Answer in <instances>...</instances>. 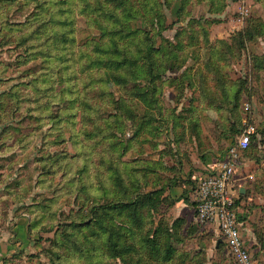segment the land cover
<instances>
[{"label": "rangeland", "instance_id": "obj_1", "mask_svg": "<svg viewBox=\"0 0 264 264\" xmlns=\"http://www.w3.org/2000/svg\"><path fill=\"white\" fill-rule=\"evenodd\" d=\"M259 11L253 0H0L5 264H235L216 229L196 231L193 206L175 201H193L192 179L247 126L239 217L264 264V38L229 40ZM177 216L191 228L166 262Z\"/></svg>", "mask_w": 264, "mask_h": 264}, {"label": "built area", "instance_id": "obj_2", "mask_svg": "<svg viewBox=\"0 0 264 264\" xmlns=\"http://www.w3.org/2000/svg\"><path fill=\"white\" fill-rule=\"evenodd\" d=\"M241 13H247V10L242 9ZM248 107L246 104V108ZM254 133V127L247 126L233 145L216 155V159L208 162L203 172L194 177L195 222L216 229L218 237L221 238L219 240L224 241L236 264H255L250 246L242 234L243 223L238 221L237 203L243 195V187L238 183L240 179L237 177V169Z\"/></svg>", "mask_w": 264, "mask_h": 264}, {"label": "trees", "instance_id": "obj_3", "mask_svg": "<svg viewBox=\"0 0 264 264\" xmlns=\"http://www.w3.org/2000/svg\"><path fill=\"white\" fill-rule=\"evenodd\" d=\"M254 1L259 2L261 0H254ZM219 22H220V20H216L214 23H219ZM250 29L254 30V32L252 34H248V30H250ZM263 36H264V20H260L258 18L250 17L246 21V24H245L244 28L234 32V34L229 38V40H230V42H231V40H233V42H235L236 45L237 44L238 45L241 44L240 46L237 47L238 49H244L246 44H249V43L255 41L258 37H263ZM204 41H205V39H204ZM217 41H218V43H222L223 42L222 40H217ZM205 44H206V48H211V42L209 40L208 35H207ZM257 55L259 56V60H260L259 62L263 66L264 65V55H262V54H257ZM173 56L177 57V55H173ZM167 69H171V68L167 67ZM254 140H255V136H252L247 151L250 149V147L252 145V142ZM246 152H244V153H246ZM192 181H193L192 190H194L195 189V180L192 179ZM157 194H159V190L152 191V207H155V204H153V200L155 199V196ZM244 194L240 196V200L244 196ZM180 200H183L187 204H191L193 206V208L195 206V201H190L189 196H186V195L182 196L181 198H178V200H176L175 203L180 201ZM239 202L240 201H237L238 204H239ZM130 204L133 205L134 201H130L129 204L122 203V202H117V203L112 204L110 207L112 209H121L122 207L129 206ZM238 221H242V218L239 217ZM186 223L187 222H186V220L184 218L177 217L173 221V223L170 225V227H168V230H166V232L169 234V235L167 234L168 235V239H167L166 244L164 245V251H165V254H166L164 256V260L166 262L167 261H172L177 256L176 249H175V246H174V242H179V243L182 242L183 237L180 234V229L182 227H184L186 225ZM193 224H194L193 228L196 231L199 230L200 227H202L201 225L197 224L195 222V220H194ZM186 226L189 229L191 228V225H186ZM158 232H159V226H156V228L152 232V250H156V251H158V250H157V243H156L155 239H156V237L158 235ZM219 239H221V238L217 236L216 247L218 249L223 248V247L226 248V245H225L224 241H221L220 243H218ZM234 262H235V260H234ZM5 263L6 262H4V264ZM235 264H236V262H235Z\"/></svg>", "mask_w": 264, "mask_h": 264}, {"label": "crops", "instance_id": "obj_4", "mask_svg": "<svg viewBox=\"0 0 264 264\" xmlns=\"http://www.w3.org/2000/svg\"><path fill=\"white\" fill-rule=\"evenodd\" d=\"M254 4H255V7H260V11H259L260 13H259L258 17H261L260 20H264V14H263L264 13V0H261L259 2L254 1ZM242 9L247 10V13H241V10ZM241 10H240V14L242 16L249 14V9L245 5H242L241 6ZM263 38H264V36L263 37H258L256 40H263ZM257 54H262V53L261 52L260 53L257 52ZM239 167H240V163H239ZM237 177L238 178H241L239 176V171H237ZM249 177H252V176L249 175V176H247L245 178H249ZM243 190H244V193H245L246 192V189L243 188ZM180 201H183V200H180ZM180 201H178V202H180ZM177 217H182V218H184L186 220V218L184 216H177ZM15 224H16L15 225L16 228H15L14 231L17 234V237L15 238L16 239V242L14 244L15 245L22 244V247H23L24 244L27 245V243H28V239H26V237H23V235L25 234V231H26V218H22V217L17 218ZM11 232H13L12 229H11ZM10 237L11 236H10L9 231H7V232L5 231V232L0 233V264H4V262H6V260L8 259L9 255H11V253L14 252V248H15V246L13 245V241L14 240L13 241L10 240ZM248 245L250 246V253H251V256H252L255 264H258L256 262L255 258L253 257L254 256V253L252 252V249H251V246L252 245H250V244H248Z\"/></svg>", "mask_w": 264, "mask_h": 264}, {"label": "water", "instance_id": "obj_5", "mask_svg": "<svg viewBox=\"0 0 264 264\" xmlns=\"http://www.w3.org/2000/svg\"><path fill=\"white\" fill-rule=\"evenodd\" d=\"M241 192H242V194H243V193H244V190L242 189ZM220 242H221V240L218 241V243H220Z\"/></svg>", "mask_w": 264, "mask_h": 264}]
</instances>
